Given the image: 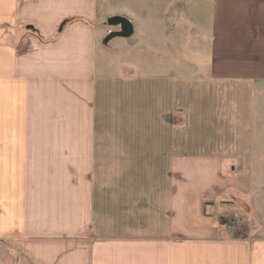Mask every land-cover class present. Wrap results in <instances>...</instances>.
I'll return each instance as SVG.
<instances>
[{"label":"crops","instance_id":"1","mask_svg":"<svg viewBox=\"0 0 264 264\" xmlns=\"http://www.w3.org/2000/svg\"><path fill=\"white\" fill-rule=\"evenodd\" d=\"M263 154L264 0H0V264H264Z\"/></svg>","mask_w":264,"mask_h":264},{"label":"rangeland","instance_id":"2","mask_svg":"<svg viewBox=\"0 0 264 264\" xmlns=\"http://www.w3.org/2000/svg\"><path fill=\"white\" fill-rule=\"evenodd\" d=\"M248 159L250 161L251 167H254V174H255L256 178L261 177L262 174L264 175V154L263 155H253V156L248 157ZM224 208L226 209V212L222 215L223 217H225L226 215H229L231 213H239L246 218V216L239 209V207L234 206V204H233V208H232V205L231 206L226 205ZM221 222H222V220H221ZM233 232L237 233V234H241L243 231H237V232L233 231Z\"/></svg>","mask_w":264,"mask_h":264},{"label":"built area","instance_id":"3","mask_svg":"<svg viewBox=\"0 0 264 264\" xmlns=\"http://www.w3.org/2000/svg\"><path fill=\"white\" fill-rule=\"evenodd\" d=\"M225 228L230 231H245L246 218L239 213H231L221 218Z\"/></svg>","mask_w":264,"mask_h":264},{"label":"water","instance_id":"4","mask_svg":"<svg viewBox=\"0 0 264 264\" xmlns=\"http://www.w3.org/2000/svg\"><path fill=\"white\" fill-rule=\"evenodd\" d=\"M107 24L108 25L120 24L125 29L129 27L128 21L124 17H121V16L109 17L107 19Z\"/></svg>","mask_w":264,"mask_h":264}]
</instances>
